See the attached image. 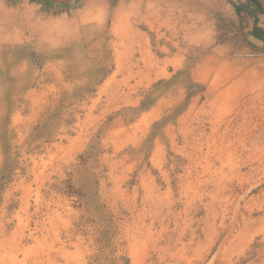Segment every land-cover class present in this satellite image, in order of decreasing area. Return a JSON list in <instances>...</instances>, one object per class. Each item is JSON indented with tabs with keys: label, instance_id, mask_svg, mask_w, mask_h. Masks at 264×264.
Wrapping results in <instances>:
<instances>
[{
	"label": "rangeland",
	"instance_id": "obj_1",
	"mask_svg": "<svg viewBox=\"0 0 264 264\" xmlns=\"http://www.w3.org/2000/svg\"><path fill=\"white\" fill-rule=\"evenodd\" d=\"M255 19L0 0V264H264Z\"/></svg>",
	"mask_w": 264,
	"mask_h": 264
},
{
	"label": "water",
	"instance_id": "obj_2",
	"mask_svg": "<svg viewBox=\"0 0 264 264\" xmlns=\"http://www.w3.org/2000/svg\"><path fill=\"white\" fill-rule=\"evenodd\" d=\"M52 1L58 5H63V4H69V3L73 2L74 0H52ZM256 1L260 4V6L264 12V0H256ZM248 39L256 47H258V48L264 47V39H261L258 36H256L254 29H252L250 34L248 35Z\"/></svg>",
	"mask_w": 264,
	"mask_h": 264
},
{
	"label": "trees",
	"instance_id": "obj_3",
	"mask_svg": "<svg viewBox=\"0 0 264 264\" xmlns=\"http://www.w3.org/2000/svg\"><path fill=\"white\" fill-rule=\"evenodd\" d=\"M250 2H253L254 4L257 5V7L262 10L260 4L256 1V0H249ZM236 10L238 12H241L242 11V8L240 7H236ZM254 32H255V35L258 36L259 38L261 39H264V30H262L261 28H258L257 26L254 28Z\"/></svg>",
	"mask_w": 264,
	"mask_h": 264
},
{
	"label": "crops",
	"instance_id": "obj_4",
	"mask_svg": "<svg viewBox=\"0 0 264 264\" xmlns=\"http://www.w3.org/2000/svg\"><path fill=\"white\" fill-rule=\"evenodd\" d=\"M255 27L257 26L258 28H261L259 24H257V19H255Z\"/></svg>",
	"mask_w": 264,
	"mask_h": 264
}]
</instances>
